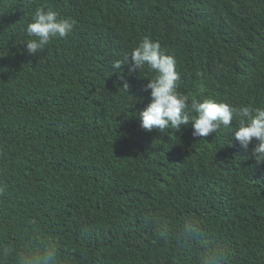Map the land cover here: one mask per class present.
Here are the masks:
<instances>
[{"label": "trees", "instance_id": "1", "mask_svg": "<svg viewBox=\"0 0 264 264\" xmlns=\"http://www.w3.org/2000/svg\"><path fill=\"white\" fill-rule=\"evenodd\" d=\"M39 7L73 28L33 55ZM144 37L179 92L264 107V0H0V264H264V164L236 121L140 127L154 73L113 65Z\"/></svg>", "mask_w": 264, "mask_h": 264}, {"label": "clouds", "instance_id": "2", "mask_svg": "<svg viewBox=\"0 0 264 264\" xmlns=\"http://www.w3.org/2000/svg\"><path fill=\"white\" fill-rule=\"evenodd\" d=\"M70 19H59L56 11L39 7L26 24L28 37L23 42L29 54H37L55 38H64L72 31ZM129 71L147 69L154 73L144 86L149 92L150 102L134 114L140 127L151 132L153 129L164 132L175 131L181 125L191 123L193 137H207L222 126L229 129L230 122L236 121L237 127L229 129L240 146L247 149L252 144L251 156L257 165L264 164V107H234L225 102L210 98L198 100L178 91L180 75L176 71V60L162 50L159 42L144 37L126 54L123 61H117L113 69L129 64ZM128 92V84L122 86ZM203 92V88H200ZM23 264H57L55 250L34 249L28 253Z\"/></svg>", "mask_w": 264, "mask_h": 264}]
</instances>
